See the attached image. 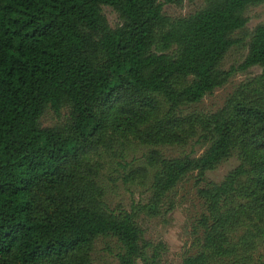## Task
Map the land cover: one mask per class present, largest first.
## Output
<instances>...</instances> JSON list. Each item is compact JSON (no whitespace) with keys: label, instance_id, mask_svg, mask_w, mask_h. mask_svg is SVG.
I'll return each mask as SVG.
<instances>
[{"label":"trees","instance_id":"1","mask_svg":"<svg viewBox=\"0 0 264 264\" xmlns=\"http://www.w3.org/2000/svg\"><path fill=\"white\" fill-rule=\"evenodd\" d=\"M195 1L186 16L163 12ZM261 4L0 0V264H101L100 241L114 264H165L141 215L172 211L185 178L202 211L180 264H264V23L248 31L245 17ZM232 49L245 55L224 69ZM253 68L220 108H198ZM189 144L202 154L165 153ZM118 177L145 188L129 210L105 202Z\"/></svg>","mask_w":264,"mask_h":264},{"label":"rangeland","instance_id":"2","mask_svg":"<svg viewBox=\"0 0 264 264\" xmlns=\"http://www.w3.org/2000/svg\"><path fill=\"white\" fill-rule=\"evenodd\" d=\"M200 1L194 3L184 2L181 6L167 5L163 12L170 17L186 16L197 10L200 6ZM103 14L106 17L108 24L114 28L118 24L117 15L107 7H103ZM248 19L246 29L252 31L256 26L264 23V4L251 6L245 13ZM244 52L241 50L232 49L226 56L223 67L228 69L231 66H238L244 57ZM260 69L253 68L245 73H238L230 81L220 89L215 90L213 95L207 96L199 105L198 108L208 112L215 111L220 108L226 97L235 89L241 82L248 78L259 75ZM56 122V118L51 113H46L40 124L43 127L52 126ZM204 149L189 144L188 146L175 150H166L167 155L180 156L189 155L196 157L202 154ZM141 152L135 153V157H139ZM131 158V157H130ZM130 159H128L129 161ZM225 165L219 168L216 182L220 181L225 174ZM112 184L109 181L103 182L106 188L105 202L110 206L109 208H123L129 210L131 204L136 202L145 188L137 185H127L122 183V179ZM197 186L191 178L183 179L166 197V203L173 206L172 211L167 212L168 205L163 207V215L157 218L146 219L143 218L140 225L144 231V238L154 244L158 242L164 243L166 252L163 261L165 264H180L185 256L196 253V235L193 234V227L196 225L198 216L202 211V203L196 196ZM144 193L142 197H146ZM143 199V198H142ZM166 212V213H165ZM106 242H98L96 246V258L100 263L114 264L113 255L106 251Z\"/></svg>","mask_w":264,"mask_h":264}]
</instances>
